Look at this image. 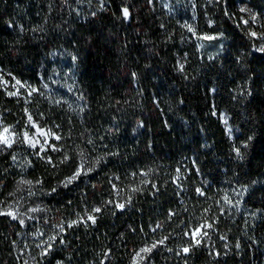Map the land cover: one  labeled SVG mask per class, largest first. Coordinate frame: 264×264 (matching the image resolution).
Returning a JSON list of instances; mask_svg holds the SVG:
<instances>
[{
  "label": "trees",
  "instance_id": "obj_1",
  "mask_svg": "<svg viewBox=\"0 0 264 264\" xmlns=\"http://www.w3.org/2000/svg\"><path fill=\"white\" fill-rule=\"evenodd\" d=\"M193 6L194 35L152 0H0V120H47L60 137L53 140L58 151L31 155L26 173L44 185L59 215L69 222L83 215L62 227L46 255L33 252L34 261L54 264L89 231L101 242L97 253L109 258L105 264H131L134 223L151 212L153 198L159 214L181 207L211 225L231 213L232 229L234 196L233 225L246 243V263L264 264V52L257 50L264 0ZM60 66L69 72L63 93L71 108L56 98ZM10 161L11 154L0 157ZM81 163L85 174L65 186ZM21 230L0 216V264H19L14 243ZM210 234L208 227L192 264H232L207 253Z\"/></svg>",
  "mask_w": 264,
  "mask_h": 264
},
{
  "label": "rangeland",
  "instance_id": "obj_2",
  "mask_svg": "<svg viewBox=\"0 0 264 264\" xmlns=\"http://www.w3.org/2000/svg\"><path fill=\"white\" fill-rule=\"evenodd\" d=\"M156 1L158 5H163L171 14H174L178 19V23L182 27H186L188 32L195 34L194 29V11L193 0H152ZM249 17L256 16L251 10L246 11ZM253 26L258 24L256 19L252 23ZM189 28L192 30L190 31ZM203 39L204 37H201ZM264 46V33L259 39V48ZM68 69L66 66H60L54 83L56 85V98L64 100L66 106L71 108L72 101L68 97L65 99L64 93L66 90L68 80ZM55 90V88H54ZM53 89L50 90L55 92ZM55 96V95H54ZM220 120L228 137L234 136V129L229 122L228 115L222 111L220 113ZM33 122L48 135H41L37 132V127L29 124L28 118L23 125H6L0 120V134H4L13 140L11 146L0 144V157L11 154V161L6 163L0 162V216L7 217L13 222L21 225L22 230L18 233V239L15 241L16 261L19 264H40L34 261L33 252H40L45 250L47 244H54V240L60 234L61 228L69 222V216H61L55 209V205L48 203L46 196L47 190L44 185L36 180L34 177L26 173L28 159L31 155L44 156L49 150L55 148L54 139L56 133L47 127V120L44 118H34ZM4 128H8L9 132L4 133ZM27 131L33 137L36 146L32 147L28 143H24L23 133ZM45 141H47L45 143ZM41 148L44 151H41ZM15 157V159H13ZM31 182V183H28ZM64 186V184H63ZM234 200L232 197V229L229 218L231 213L220 214L213 220L211 227V234L207 237L206 251L213 252L214 259L232 258V264H247V246L240 236H236V227L234 224ZM159 200L153 198L146 206V210L151 211L147 217L140 218L134 223L133 237L137 240V250L132 259L131 264H192V260L196 252V240L204 236L209 224V218L204 215H192L186 210L170 207L159 214ZM36 209V211H32ZM86 219L88 215L87 208ZM141 209L137 210L141 216ZM12 212L13 215H8ZM73 217L74 220L83 219L80 213ZM15 217V218H14ZM68 218V219H67ZM223 219L225 223L219 221ZM221 224V225H220ZM159 225V227H157ZM84 229L88 230L87 224ZM197 228L201 231L193 236ZM55 237V239H49ZM163 240V243H158ZM241 240L243 242H241ZM151 252L141 253L140 256L136 254L140 252L141 248L151 247ZM101 245L99 239L91 232H85L84 235L77 237L76 241L69 250L55 255L54 264H105L108 262L107 257L97 253L98 247ZM51 248V247H50ZM184 248H189L185 253ZM142 257V258H141Z\"/></svg>",
  "mask_w": 264,
  "mask_h": 264
},
{
  "label": "snow or ice",
  "instance_id": "obj_3",
  "mask_svg": "<svg viewBox=\"0 0 264 264\" xmlns=\"http://www.w3.org/2000/svg\"><path fill=\"white\" fill-rule=\"evenodd\" d=\"M240 11H241V12H246V11H248V10H247L246 8H241ZM123 16H124L125 19L128 18V16H129V12H128V9H127V8H124V9H123ZM251 20H252V22H255V21H256V16L253 15V16L251 17ZM242 22H243L244 24H248V23H249L248 20H243ZM189 30L191 31L192 29L189 28ZM249 35H250L251 37H254V38L257 37V33L254 32V31L250 32ZM204 39H209V40H210V39H215V37H204ZM257 50H258V51H261V52H264V46H261V47H260L259 49H257ZM181 67H182V66H181ZM3 83L6 84L7 82H6V81H3ZM16 84H17V85H20L21 82H20L19 80H17V81H16ZM23 86H24V85H21V87H23ZM31 91L34 92V91H36V89H32ZM8 95H10V96H17V95H18V92H9ZM25 112L27 113V109H25ZM27 122H28L29 124H32L33 127H37L36 124L33 122L31 115H28V121H27ZM3 132H4V133H8V132H9V129H8V128H4ZM37 132H38L39 134H41V135H48V134H51L50 132H49V133H45L43 129H40V128H38V127H37ZM23 137H24V143H28V144H30V146H32V147H35V146H36V142H34L33 137H31L27 131H25V132L23 133ZM56 139H60V137H59V136H56ZM46 142H47V141H45V143H46ZM12 143H13V140H12V139H10L8 136H5L4 134H0V144H4V145H7V146L10 147ZM53 150H54V151H58V149H53ZM41 151H44V149L41 148ZM237 152H238V150H237ZM238 154H239V152H238ZM13 159H15V157H13ZM68 159H69V158H68L67 156L64 157V161H67ZM64 161H61V163H63ZM47 162H48V163H51V162H52V161H51V158H49ZM87 171H92V169L89 168V169H87ZM82 174H85L83 163H81V166L77 169V171H76L75 173H73L72 176H70V177H68V178L66 179V181H65V186H66L67 184H70V183H72L73 181H75V180H76L79 176H81ZM28 183H31V182H28ZM197 193L200 194V195H203V193L201 192L200 189H197ZM224 199H225V201H226L227 203H231V202L228 200V197H227V196H225ZM117 207H121V208H122L123 205H117ZM32 211H36V209H33ZM93 211H94V212H99L100 209H99V208H95V209H93ZM7 214H8V215H13L12 212H8ZM14 218H15V217H14ZM87 219L90 220V221H92V223H95V222H96V217L93 216V215H88ZM76 223H78V221L74 220V221H72L68 226H69V227H72V226L75 225ZM157 227H159V225H158ZM207 227L211 228L212 225H211V224H208ZM61 231H63L62 228H61ZM200 231H201V229H200V228H197V229L195 230V232L193 233V236L195 237V234H196V233H199ZM202 234H203V235H206V233H202ZM49 239H50V240H51V239H55V237H50ZM158 243L162 244V243H163V240L159 241ZM196 243L199 244L200 241L197 239V240H196ZM50 247H51V244H50V243L47 244V246H46V248H45V251L42 253V255H46V254H47V251H48V249H49ZM155 247H156V244H153L151 247H144V248H141V249H140V252H138L136 255H137V256H140L141 253H148V252H151V251H152V248H155ZM183 251H184L185 253H187V252L189 251V248H184ZM141 258H142V257H141ZM134 264H135V260H134Z\"/></svg>",
  "mask_w": 264,
  "mask_h": 264
}]
</instances>
